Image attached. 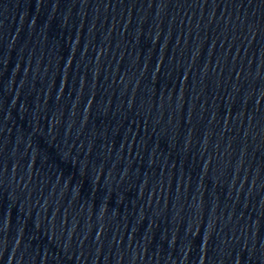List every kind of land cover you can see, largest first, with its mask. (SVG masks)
<instances>
[{
    "label": "water",
    "instance_id": "95a60500",
    "mask_svg": "<svg viewBox=\"0 0 264 264\" xmlns=\"http://www.w3.org/2000/svg\"><path fill=\"white\" fill-rule=\"evenodd\" d=\"M0 264H264V0H0Z\"/></svg>",
    "mask_w": 264,
    "mask_h": 264
}]
</instances>
